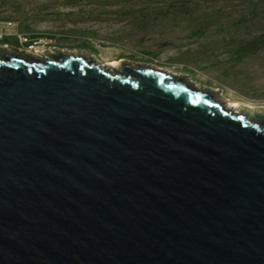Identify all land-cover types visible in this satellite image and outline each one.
Instances as JSON below:
<instances>
[{
	"label": "water",
	"instance_id": "obj_1",
	"mask_svg": "<svg viewBox=\"0 0 264 264\" xmlns=\"http://www.w3.org/2000/svg\"><path fill=\"white\" fill-rule=\"evenodd\" d=\"M0 264H264V113L0 45Z\"/></svg>",
	"mask_w": 264,
	"mask_h": 264
},
{
	"label": "rangeland",
	"instance_id": "obj_2",
	"mask_svg": "<svg viewBox=\"0 0 264 264\" xmlns=\"http://www.w3.org/2000/svg\"><path fill=\"white\" fill-rule=\"evenodd\" d=\"M0 19L42 35L35 55L163 68L264 113V0H0Z\"/></svg>",
	"mask_w": 264,
	"mask_h": 264
},
{
	"label": "built area",
	"instance_id": "obj_3",
	"mask_svg": "<svg viewBox=\"0 0 264 264\" xmlns=\"http://www.w3.org/2000/svg\"><path fill=\"white\" fill-rule=\"evenodd\" d=\"M14 22L12 20L0 19V41L4 38L9 37L12 40L3 43L1 45L9 47L10 41H30L32 43V50H26L30 53L38 52V47L40 46V37L32 36L26 32L19 30H13Z\"/></svg>",
	"mask_w": 264,
	"mask_h": 264
},
{
	"label": "bare ground",
	"instance_id": "obj_4",
	"mask_svg": "<svg viewBox=\"0 0 264 264\" xmlns=\"http://www.w3.org/2000/svg\"><path fill=\"white\" fill-rule=\"evenodd\" d=\"M16 45H18L21 48H24L25 50H32V43L30 41H16ZM120 60L112 59L107 64H101L102 66H108L113 67L119 65ZM228 107H231L236 110H240V108L243 106V102H239V100H231L226 104ZM252 108H254L252 105H248Z\"/></svg>",
	"mask_w": 264,
	"mask_h": 264
},
{
	"label": "trees",
	"instance_id": "obj_5",
	"mask_svg": "<svg viewBox=\"0 0 264 264\" xmlns=\"http://www.w3.org/2000/svg\"><path fill=\"white\" fill-rule=\"evenodd\" d=\"M34 36L39 37V36H42V35L35 34ZM8 40H12V39H10L9 37H6L2 41H0V44L6 43V42H8ZM262 42L264 43V37H262Z\"/></svg>",
	"mask_w": 264,
	"mask_h": 264
},
{
	"label": "flooded vegetation",
	"instance_id": "obj_6",
	"mask_svg": "<svg viewBox=\"0 0 264 264\" xmlns=\"http://www.w3.org/2000/svg\"><path fill=\"white\" fill-rule=\"evenodd\" d=\"M10 47H18L19 49L25 50L24 48L19 47L18 45H14V43L16 44V41H10ZM1 45V44H0ZM2 46V45H1Z\"/></svg>",
	"mask_w": 264,
	"mask_h": 264
}]
</instances>
